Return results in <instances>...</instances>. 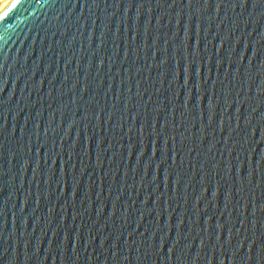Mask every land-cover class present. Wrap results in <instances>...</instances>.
<instances>
[{"label": "water", "instance_id": "1", "mask_svg": "<svg viewBox=\"0 0 264 264\" xmlns=\"http://www.w3.org/2000/svg\"><path fill=\"white\" fill-rule=\"evenodd\" d=\"M0 264H264V0L1 9Z\"/></svg>", "mask_w": 264, "mask_h": 264}, {"label": "bare ground", "instance_id": "2", "mask_svg": "<svg viewBox=\"0 0 264 264\" xmlns=\"http://www.w3.org/2000/svg\"><path fill=\"white\" fill-rule=\"evenodd\" d=\"M11 0H0V10L3 9L6 5H8Z\"/></svg>", "mask_w": 264, "mask_h": 264}]
</instances>
